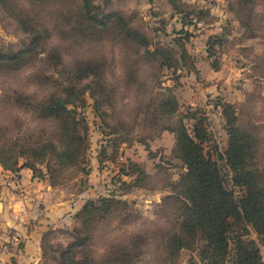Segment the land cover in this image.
Here are the masks:
<instances>
[{"label":"rangeland","instance_id":"obj_1","mask_svg":"<svg viewBox=\"0 0 264 264\" xmlns=\"http://www.w3.org/2000/svg\"><path fill=\"white\" fill-rule=\"evenodd\" d=\"M59 101L76 123L77 146L62 130ZM182 122L190 135L197 126L204 153L235 196L242 189L226 153L230 132L245 135L243 173L264 189V0H0V155L8 169H16L11 151L69 205L77 196L126 204L91 226L94 241L79 259L131 250L141 253L136 264H205L203 242L177 250L171 240L187 168L166 129L177 132ZM78 213L41 230L36 264L71 259ZM24 219L18 223L35 230L37 222ZM232 223L236 235L246 227L244 243L254 242L264 264V234ZM2 241L9 251L10 239ZM232 241L225 260L209 264H238Z\"/></svg>","mask_w":264,"mask_h":264},{"label":"trees","instance_id":"obj_2","mask_svg":"<svg viewBox=\"0 0 264 264\" xmlns=\"http://www.w3.org/2000/svg\"><path fill=\"white\" fill-rule=\"evenodd\" d=\"M58 103L64 121L62 130L64 133L72 134L71 143L77 146L81 139L76 130V123L70 115L71 111L65 107L63 101ZM167 106L170 108L171 114L176 112V109L171 110L172 101L169 99L165 104V107ZM69 119L71 122H68ZM166 130L174 134L175 153L180 156L187 168L186 174L178 185L182 201H177L183 205V209L180 215L179 234L171 237L173 245L177 250H181L196 246L199 241L203 242L200 256L205 264H209L210 262H223L228 255L230 240H233L238 264H257L261 259L259 250L253 241L244 243L243 234L248 233L246 227H243L244 233L240 235L234 234L232 229V222L239 221L243 222L245 226L252 224L258 234H264V189L255 186L250 179V174L243 173L242 169V165L245 163L244 155L251 141L238 130L230 132L229 152L226 153L227 162L230 164V171L234 173L231 179L232 183L234 182L236 187L242 189V194L235 196L225 187L217 164L204 153V139L198 135L196 125L193 126L192 135L188 133L183 122L177 132ZM71 143L69 149L72 148ZM49 146L54 150L55 156L60 159L61 155L58 154L57 146L51 142ZM27 152H30V149ZM21 154L24 156L27 153L22 151ZM69 154L70 158L74 156L72 150L69 151ZM12 159L14 160L12 164L16 167L14 171L8 169L5 159L0 155V163L5 170L16 172L20 168L26 167L25 165L19 166L18 159H14V155L10 151V160ZM113 205L123 206L127 209L126 204L113 198H99L96 204L85 203L78 213L80 228L75 232L74 242L67 247L66 257H71V259L67 261L66 258H62L64 262L62 261L61 264H88L87 258L79 259L78 257L83 255L77 252H81L79 249L90 247L91 239L94 241V237L91 238L90 235L93 231L91 226L98 224L99 220H104L109 215V208L111 209ZM132 252L131 250H122L116 254L111 253L105 260L93 261L89 264H136L134 261L139 258L141 253L132 255Z\"/></svg>","mask_w":264,"mask_h":264},{"label":"crops","instance_id":"obj_3","mask_svg":"<svg viewBox=\"0 0 264 264\" xmlns=\"http://www.w3.org/2000/svg\"><path fill=\"white\" fill-rule=\"evenodd\" d=\"M77 198L75 205H69V201L64 202L61 197L58 198L56 190L46 188L26 168H20L16 172L0 168V249L3 250L4 264H36L40 252L41 230L49 226L55 227L54 225L62 226L73 213L79 212L88 200H81L80 196ZM24 218L27 223L37 222L35 230H25V226L18 223ZM7 230L12 232L10 237L6 234ZM7 238L10 239L9 251L6 250L9 244L2 241H7ZM12 239H18L22 245L17 247Z\"/></svg>","mask_w":264,"mask_h":264}]
</instances>
